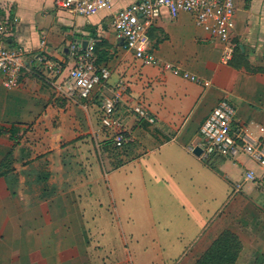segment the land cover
<instances>
[{
    "label": "crops",
    "instance_id": "0c3cea01",
    "mask_svg": "<svg viewBox=\"0 0 264 264\" xmlns=\"http://www.w3.org/2000/svg\"><path fill=\"white\" fill-rule=\"evenodd\" d=\"M132 1L82 16L54 0H0L5 43L23 50L25 64L15 88L0 74V264H196L224 231L239 245L234 264H264V168L245 154L204 159L189 149L221 99L236 109L234 131L260 135L264 0H235L227 59L191 13L162 9L148 29L156 65L124 48L110 25ZM72 44L111 69L90 100L55 89L74 64ZM43 53L61 73L37 61ZM109 99L133 136L116 154L114 131L100 121ZM249 170L254 179L235 191Z\"/></svg>",
    "mask_w": 264,
    "mask_h": 264
},
{
    "label": "built area",
    "instance_id": "2783aa9c",
    "mask_svg": "<svg viewBox=\"0 0 264 264\" xmlns=\"http://www.w3.org/2000/svg\"><path fill=\"white\" fill-rule=\"evenodd\" d=\"M58 8L68 9L82 16H90L104 9H112V0H54ZM162 9H167L171 16L180 11H187L194 17L195 24L211 37L224 42L223 56L229 58L232 46L229 36L235 25V0H133L127 6L111 12L110 25L117 32L123 47L133 52L134 56L144 62L161 64L151 49L148 29L160 15ZM9 16L0 13V74L6 88H15L21 80V71L25 67L23 50L11 48L5 43L8 34ZM45 40L40 43L44 48ZM71 54L75 61L61 82L55 84L57 92L68 98L90 100L95 89L102 86L110 77L111 69L104 64H98L91 47L82 48L72 44ZM37 61L50 71L58 73L60 69L47 55L39 54ZM163 68L181 74L184 78L209 85L206 80L169 62L162 63ZM115 100H106L101 106V124L112 129V141L115 145H123L133 140V136L125 130L121 122L111 115ZM134 112L141 118L154 121L145 108L137 104ZM236 109L227 99H221L205 118L200 126L199 141L189 146L191 151L199 148V156L206 159L214 155H225L233 158L245 154L264 168V126H259L260 135H255L246 128L238 131L232 129ZM253 171H246L243 178L236 182L235 191L241 189L245 180L254 179Z\"/></svg>",
    "mask_w": 264,
    "mask_h": 264
},
{
    "label": "trees",
    "instance_id": "16d2710c",
    "mask_svg": "<svg viewBox=\"0 0 264 264\" xmlns=\"http://www.w3.org/2000/svg\"><path fill=\"white\" fill-rule=\"evenodd\" d=\"M110 152L119 153V149L113 146ZM236 237L228 231L222 232L208 247V250L196 262V264H234L239 249Z\"/></svg>",
    "mask_w": 264,
    "mask_h": 264
},
{
    "label": "rangeland",
    "instance_id": "374dc122",
    "mask_svg": "<svg viewBox=\"0 0 264 264\" xmlns=\"http://www.w3.org/2000/svg\"><path fill=\"white\" fill-rule=\"evenodd\" d=\"M71 67H72V66H71ZM71 67H70V68H71ZM70 68H69V69H70ZM69 69H68V71H69ZM68 71H67L64 75L61 74L62 76H61V78L58 80V82H61V81H62V78L68 73ZM114 145H115V144H114ZM115 146L117 147V150H118V147L121 146V145H115ZM119 150H120V149H119Z\"/></svg>",
    "mask_w": 264,
    "mask_h": 264
},
{
    "label": "water",
    "instance_id": "95a60500",
    "mask_svg": "<svg viewBox=\"0 0 264 264\" xmlns=\"http://www.w3.org/2000/svg\"><path fill=\"white\" fill-rule=\"evenodd\" d=\"M194 152H197V154L200 152L199 148H195Z\"/></svg>",
    "mask_w": 264,
    "mask_h": 264
}]
</instances>
